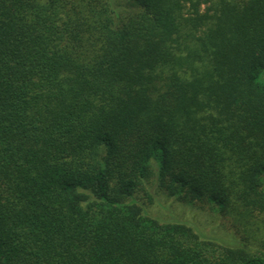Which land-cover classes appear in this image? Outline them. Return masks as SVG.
<instances>
[{
	"label": "trees",
	"instance_id": "obj_1",
	"mask_svg": "<svg viewBox=\"0 0 264 264\" xmlns=\"http://www.w3.org/2000/svg\"><path fill=\"white\" fill-rule=\"evenodd\" d=\"M260 235L264 0H0V264H264Z\"/></svg>",
	"mask_w": 264,
	"mask_h": 264
},
{
	"label": "rangeland",
	"instance_id": "obj_2",
	"mask_svg": "<svg viewBox=\"0 0 264 264\" xmlns=\"http://www.w3.org/2000/svg\"><path fill=\"white\" fill-rule=\"evenodd\" d=\"M144 209L146 213L160 221H183L186 225L193 227L201 237L224 243H237L242 237V234L238 237V231H235L231 224L219 214L208 209L184 206L160 194L155 196L153 204L147 203ZM257 239L256 246L264 251V236L260 235Z\"/></svg>",
	"mask_w": 264,
	"mask_h": 264
}]
</instances>
